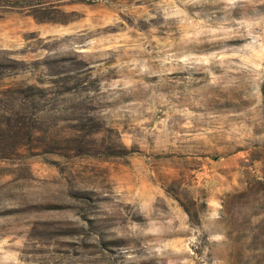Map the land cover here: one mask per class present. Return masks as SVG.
I'll use <instances>...</instances> for the list:
<instances>
[{"label":"rangeland","instance_id":"374dc122","mask_svg":"<svg viewBox=\"0 0 264 264\" xmlns=\"http://www.w3.org/2000/svg\"><path fill=\"white\" fill-rule=\"evenodd\" d=\"M262 248L264 0H0V264Z\"/></svg>","mask_w":264,"mask_h":264},{"label":"trees","instance_id":"16d2710c","mask_svg":"<svg viewBox=\"0 0 264 264\" xmlns=\"http://www.w3.org/2000/svg\"><path fill=\"white\" fill-rule=\"evenodd\" d=\"M261 185H263V183L262 182H259ZM253 238H255V237H253ZM259 254L258 255H256L255 253L254 254H252V256H251V258H253V259H255V261H256V263H261V262H263L264 261V248H262V249H259Z\"/></svg>","mask_w":264,"mask_h":264}]
</instances>
